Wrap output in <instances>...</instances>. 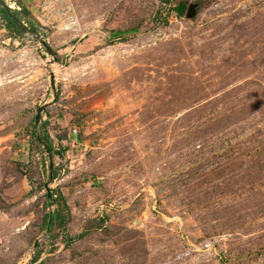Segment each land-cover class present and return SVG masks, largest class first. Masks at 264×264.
<instances>
[{"label": "rangeland", "instance_id": "rangeland-1", "mask_svg": "<svg viewBox=\"0 0 264 264\" xmlns=\"http://www.w3.org/2000/svg\"><path fill=\"white\" fill-rule=\"evenodd\" d=\"M4 1L0 264H264V0Z\"/></svg>", "mask_w": 264, "mask_h": 264}, {"label": "water", "instance_id": "water-1", "mask_svg": "<svg viewBox=\"0 0 264 264\" xmlns=\"http://www.w3.org/2000/svg\"><path fill=\"white\" fill-rule=\"evenodd\" d=\"M0 6L4 9V11L6 12V14L8 15V17L12 20V22L17 26V28L19 29V31L24 34V35H28L29 34V30L24 26L23 22L14 14L13 10H11V7H9L7 5V3L4 1V0H0ZM187 14L188 16L191 14V13H194V5H190L188 10H187ZM46 46V45H45ZM46 49L48 50V52L50 54H52L51 50L46 46ZM51 87H52V90H53V95L55 97V87H54V78H53V75H52V79H51ZM54 101L52 102H48V103H45L43 104L42 106H39L37 108V111H36V115L34 117V127H35V130L38 128L40 122H41V118H42V113L44 112V110L46 109V107L48 105H50L51 103H53ZM39 139V137H38ZM44 149L45 151L49 154V152L47 151L46 149V146H44ZM49 160H50V157H49ZM49 167H50V181L52 180V162L50 160V164H49ZM49 183H46L45 184V189L47 191V198L50 199L51 198V191L49 189V186H48ZM51 222V217L49 219V224ZM47 230H49V227L47 228ZM36 246V244H35Z\"/></svg>", "mask_w": 264, "mask_h": 264}, {"label": "trees", "instance_id": "trees-1", "mask_svg": "<svg viewBox=\"0 0 264 264\" xmlns=\"http://www.w3.org/2000/svg\"><path fill=\"white\" fill-rule=\"evenodd\" d=\"M184 10H185V4L182 3V4H180V5L178 6V11L180 12V14H182ZM0 11H1V14H2V15L4 16V18H5V22H6L5 27L7 28V30L10 31V32H15V33H17V34L20 35L21 32L19 31V29L17 28V26L12 22V20L8 17V15L6 14V12L4 11V9H3L1 6H0ZM13 12H14V14L17 16L18 11L15 10V11H13ZM34 136L36 137L35 134H34ZM37 138H38V137H36V141L38 142L39 140H38ZM47 139H48V138H47ZM46 149H47V151L49 152V154L51 155L52 148H51V146H50L49 144L46 145ZM48 201H49V200H48ZM56 216H57V214H56L55 212L52 214V216H50L52 219H51L50 224H49V221L47 222L48 226L52 225V223H53V221L55 220Z\"/></svg>", "mask_w": 264, "mask_h": 264}]
</instances>
